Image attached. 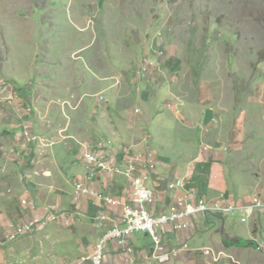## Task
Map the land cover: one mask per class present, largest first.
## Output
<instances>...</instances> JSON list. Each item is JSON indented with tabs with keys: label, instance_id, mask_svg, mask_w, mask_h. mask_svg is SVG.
<instances>
[{
	"label": "rangeland",
	"instance_id": "obj_1",
	"mask_svg": "<svg viewBox=\"0 0 264 264\" xmlns=\"http://www.w3.org/2000/svg\"><path fill=\"white\" fill-rule=\"evenodd\" d=\"M158 48L157 74L137 78ZM26 125L54 145L27 143ZM103 141L118 156L151 149L164 177L153 183L156 213L174 200L167 179L187 174L210 200L263 191L264 0H0V264H89L80 262L119 213L103 220L104 207L75 201L73 183L86 173L80 145ZM100 182L124 191L122 178ZM44 205L67 220L8 239ZM259 217L208 213L191 219L194 233L158 234L211 250L168 264H264ZM132 241L134 252L155 250L147 232ZM121 251L109 244L105 264H124Z\"/></svg>",
	"mask_w": 264,
	"mask_h": 264
},
{
	"label": "built area",
	"instance_id": "obj_2",
	"mask_svg": "<svg viewBox=\"0 0 264 264\" xmlns=\"http://www.w3.org/2000/svg\"><path fill=\"white\" fill-rule=\"evenodd\" d=\"M162 52L163 49L158 48L154 50L152 58H144L141 66L136 67V77L145 82L153 79L162 65ZM99 100L103 101L104 97L100 96ZM22 138L27 143L40 141L41 145H54L53 139H45L42 135H37L28 125L23 127ZM203 147L206 151L212 150L210 146L203 145ZM80 159L89 170V177L88 181L77 180L73 183L75 201L83 198L97 200L106 210L102 216L103 220H110L111 213L115 216L119 213L120 220V223H113V226L106 230L92 254L82 258L80 263L105 264L106 249L111 243L117 246L118 251L123 250L124 264H168L171 258L181 256V254L190 255L194 252L210 255L211 250L205 247L191 249L189 239L182 238L179 246L165 245L158 230L162 229L164 236L170 233L184 235L194 229L191 219L203 217L208 213L222 216L238 215L241 223L244 224L252 223L259 216L264 215V191H258L252 195L250 200L240 204L225 200H210L185 189V179L182 178H175L165 183L166 190L171 193L175 192L176 195L173 203L168 206L167 212L156 213V207L163 198L157 185H153L161 179L156 180L155 178L157 162L150 148L144 153H137L133 147H129L118 156L110 153L107 141L100 142L96 146L86 143L82 145ZM97 175L124 176L130 184L128 199L123 201L104 192L93 190L89 182ZM22 204L27 206L24 200ZM37 207L39 206L31 203L32 210ZM40 210L41 216L36 214L27 222L21 220L22 222L16 227L11 226L8 239L15 240L21 236L38 232L53 221L67 220L63 212L57 211L54 206L44 205ZM139 232L149 233L155 245V250L150 256L144 255L142 263H138L131 247L133 234ZM258 237L263 239L262 234Z\"/></svg>",
	"mask_w": 264,
	"mask_h": 264
},
{
	"label": "crops",
	"instance_id": "obj_3",
	"mask_svg": "<svg viewBox=\"0 0 264 264\" xmlns=\"http://www.w3.org/2000/svg\"><path fill=\"white\" fill-rule=\"evenodd\" d=\"M86 143H89V142H86ZM86 143H82V145H84V144H86ZM113 143V142H112ZM90 144H92V143H90ZM98 143H94V144H92L93 146H96ZM82 145H80L81 147H80V155H81V152H82ZM126 148H129V147H126ZM125 148V149H126ZM133 148H135L134 146H133ZM123 152V151H122ZM121 152V153H122ZM121 153H118L119 155L121 154ZM79 161L81 162V163H83V165L85 166V168H86V173H85V177H84V179H76V181L77 180H83V181H88V177H89V170L87 169V167H86V165L84 164V162L80 159V157H79ZM157 168H158V165H157ZM160 170H157V173H156V175H155V178H156V180L157 179H161V181H162V178H164V177H162V175H161V173L159 172ZM111 177H113V178H122V185H123V187H124V191L123 192H120L118 189H116V186L115 185H113V184H111V185H113V188H110L109 186H106V185H104V184H102L100 181L102 180V182H104L105 181V179H108V178H111ZM178 178V177H177ZM180 178H182V179H185V189H187L188 191H191V192H193L191 189H190V186H191V184H192V179L189 177V175L187 174V175H185V176H183V177H180ZM175 178H170L169 180L167 179V181L166 182H168V181H171V180H174ZM110 182V181H109ZM101 183V184H100ZM100 184V185H99ZM89 185H90V187L93 189V190H96V191H101V192H104L105 194H107V195H109V196H112V197H117V198H120V199H122L123 201L124 200H127L128 199V197H129V190H130V184H129V181L124 177V176H122V175H104V176H101V175H97V176H95L94 178H92V180L89 182ZM263 191H264V189H263ZM171 193V192H170ZM173 193V195L175 196L176 194H175V192H172ZM196 194V193H195ZM197 195V194H196ZM200 196H202V195H200ZM81 200V202H84V201H89V202H92L93 204H95L96 206H101L100 204V202L99 201H97V200H92V199H89V198H83V199H80ZM166 206H167V208H166V210H157V212H167L168 211V206L170 205V201H167L166 202ZM94 205V206H95ZM102 207V206H101ZM105 209V208H104ZM156 209H157V207H156ZM106 211V210H105ZM114 215V213H111V215L110 216H113ZM115 216V215H114ZM259 218H261L260 220H261V222H262V224L264 225V223H263V219H264V215H262V216H260ZM112 224L113 223H120V220H119V218H115V219H113V220H111L110 221ZM254 222H256V220L254 221ZM260 222V223H261ZM253 223V222H252ZM252 227H253V225H252ZM194 229H195V227H194ZM194 229L193 230H191V231H189V232H187V234H190L191 232H193L194 233ZM192 233V234H193ZM179 235V237H180V235L181 234H178ZM182 238H183V235H182ZM181 238V239H182ZM99 242V241H98ZM133 242V241H132ZM132 242H131V247H133L132 246ZM98 244V243H97ZM208 247V246H207ZM207 247H205V248H207ZM119 253H121L122 251H118ZM137 253H138V256H136L137 255ZM92 254V253H91ZM134 256L135 257H137L136 258V260L138 261V263H142V260H143V257H144V254H143V252H141V251H139V250H136V252H134ZM125 255H124V253H122V258L124 257Z\"/></svg>",
	"mask_w": 264,
	"mask_h": 264
}]
</instances>
